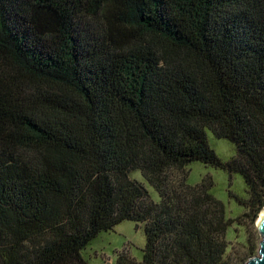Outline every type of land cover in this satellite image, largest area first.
Segmentation results:
<instances>
[{
  "label": "trees",
  "instance_id": "trees-1",
  "mask_svg": "<svg viewBox=\"0 0 264 264\" xmlns=\"http://www.w3.org/2000/svg\"><path fill=\"white\" fill-rule=\"evenodd\" d=\"M192 163L241 177V215ZM263 208L264 0H0V264H87L124 221L115 264H245L257 230L226 235Z\"/></svg>",
  "mask_w": 264,
  "mask_h": 264
},
{
  "label": "rangeland",
  "instance_id": "rangeland-1",
  "mask_svg": "<svg viewBox=\"0 0 264 264\" xmlns=\"http://www.w3.org/2000/svg\"><path fill=\"white\" fill-rule=\"evenodd\" d=\"M207 139L211 149L214 150L217 156L222 160L228 161L235 155L233 147L228 142L214 138L209 131L207 132ZM187 169L189 171V185L194 186L201 183L204 179L212 182L210 193L223 203L228 217L234 219L242 214V208L228 195L229 191L232 194H242L245 191L241 177L235 175L229 178L225 172L205 166L201 163H192ZM130 177L141 182L148 191L150 198L154 202H159V197L155 190L143 180L138 171L131 173ZM259 217L260 216H258V218ZM258 218L253 228L249 227V229H247L245 226L244 228L233 226L228 230L226 238L231 244L230 247L233 246L235 249H239V244L244 243L247 238L253 236L255 232L254 229L257 230ZM260 241L261 239L258 236V244ZM144 245L145 236L143 226L138 225L137 227L133 222L124 221L113 230L103 232L92 240L81 252V255L87 264H115L117 254L126 251L133 259L139 262L142 259ZM256 255L257 253L255 256Z\"/></svg>",
  "mask_w": 264,
  "mask_h": 264
},
{
  "label": "water",
  "instance_id": "water-1",
  "mask_svg": "<svg viewBox=\"0 0 264 264\" xmlns=\"http://www.w3.org/2000/svg\"><path fill=\"white\" fill-rule=\"evenodd\" d=\"M263 211H264V208L262 209L261 212ZM256 228H257L258 235L261 239V241L259 242L258 252L256 256L250 258L245 264H264V216L259 222H257Z\"/></svg>",
  "mask_w": 264,
  "mask_h": 264
},
{
  "label": "bare ground",
  "instance_id": "bare-ground-1",
  "mask_svg": "<svg viewBox=\"0 0 264 264\" xmlns=\"http://www.w3.org/2000/svg\"><path fill=\"white\" fill-rule=\"evenodd\" d=\"M263 216H264V211L260 213V217L258 219V222L263 218Z\"/></svg>",
  "mask_w": 264,
  "mask_h": 264
}]
</instances>
